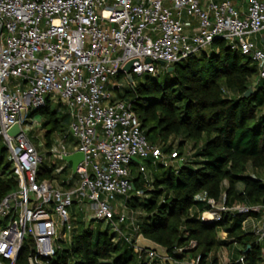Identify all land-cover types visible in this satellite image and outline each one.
Masks as SVG:
<instances>
[{
	"label": "built area",
	"instance_id": "1",
	"mask_svg": "<svg viewBox=\"0 0 264 264\" xmlns=\"http://www.w3.org/2000/svg\"><path fill=\"white\" fill-rule=\"evenodd\" d=\"M217 39L250 57L264 77V0H0V137L18 182L0 201V264H16L25 244L30 264H51L57 250L72 243L73 206L86 218L90 210L116 241L140 251L136 213L126 206L133 157L146 186L143 160L169 166L184 157L151 144L132 101L117 92L135 91L143 75L211 50ZM55 96L84 156L78 184L65 189L39 180L44 155L24 127L34 121L29 113ZM16 123L21 132L12 138L8 130ZM71 153L61 142L51 154L57 161ZM207 203L210 209L201 213L207 222L228 212L259 213L252 232L264 245L263 205ZM146 255L161 259L154 250Z\"/></svg>",
	"mask_w": 264,
	"mask_h": 264
},
{
	"label": "trees",
	"instance_id": "2",
	"mask_svg": "<svg viewBox=\"0 0 264 264\" xmlns=\"http://www.w3.org/2000/svg\"><path fill=\"white\" fill-rule=\"evenodd\" d=\"M173 70L145 74L135 91L120 89L117 97L130 99L147 140L162 151H176L184 160L166 166L143 160L150 175L148 186L132 166L134 189L126 206L136 213L140 234L164 246L171 260L184 263L187 254L198 264H220L216 251L226 245L220 231L240 245L230 264H264L263 243L243 229L259 213L228 212L219 221H203L210 209L208 198L225 204L264 206V77L254 61L217 39L211 50L174 64ZM253 93L245 97L246 91ZM58 106H64L59 103ZM65 107V106H64ZM59 113L50 98L29 117L43 119L45 148L51 149L55 134L63 133L69 114ZM58 164L38 171L39 180L59 178ZM251 170L253 171L251 173ZM77 174H72L75 178ZM71 178V179H73ZM71 186L72 180L61 182ZM12 163L0 157V201L17 188ZM240 186H242L240 188ZM72 243L58 249L51 264H157L124 241H116L104 222L86 218L72 208ZM192 243L194 244L193 246ZM182 249V251H180ZM27 244L16 264H30Z\"/></svg>",
	"mask_w": 264,
	"mask_h": 264
},
{
	"label": "crops",
	"instance_id": "3",
	"mask_svg": "<svg viewBox=\"0 0 264 264\" xmlns=\"http://www.w3.org/2000/svg\"><path fill=\"white\" fill-rule=\"evenodd\" d=\"M58 107L59 108H62L64 106H58ZM64 109H66V108L64 107ZM33 118H34V116H33ZM69 123H70V117H68V120L64 121V123H63L65 125L64 128L66 129V134L68 133L69 137L68 138L66 137L65 139H62V140L58 141L56 145H58L59 143L63 142L68 147L69 151L73 153V152L76 151L75 150V148H76V141H75L74 137L72 136V134L70 133ZM54 147L55 146H52L51 147V149H50L51 150V153H52ZM37 148H38V145H37ZM42 154L45 155V153H42ZM51 161H52L51 163H56V161H53V159ZM61 161H63V164L59 168L60 171H58V169L55 168L54 169V173L56 174V172H57V174H59L61 172V170H63V169L64 170L66 169V171L65 172H62L59 175V178H57V179L55 178V179L49 180V181H51L53 185H55L57 187H60V188H64V189L65 188H69V187L76 186L78 184L79 177H78V180H77L76 177L73 178L72 177V174H74L73 172H71L70 174H68V175L65 176V173L68 172V170H70V171L72 170V164H71V162H68L66 160H61ZM252 172L253 171L251 170V173ZM71 178H73V179H71ZM64 180H66L67 182H68V180H72V185L69 186V187L62 185L61 182L64 181ZM241 187L242 186H240V188ZM220 202H225V193H223V195L221 196ZM259 221H261L260 216H251L248 219H246V221L244 222L243 229L245 231L252 232V229H253L254 225L256 223H258ZM219 235H220V237L222 239H226L228 243L226 245H224V246H221L215 253L218 256V259H219V263L220 264H230L231 261L232 260H235L237 258V256L239 255L240 245L237 244L236 242H233L232 239H228L227 238V233L225 231H223V230L220 231V234ZM187 255L188 256L185 259V261H184L183 264H191V261L193 260L191 253H188Z\"/></svg>",
	"mask_w": 264,
	"mask_h": 264
},
{
	"label": "rangeland",
	"instance_id": "4",
	"mask_svg": "<svg viewBox=\"0 0 264 264\" xmlns=\"http://www.w3.org/2000/svg\"><path fill=\"white\" fill-rule=\"evenodd\" d=\"M162 71L165 72V70H162ZM51 100H52L54 109H56L59 113H63L64 107H62V108L58 107L59 103L61 102L60 101V97L59 96H55V97H53V99L51 98ZM23 113H25V111H23ZM24 127H25L26 131L30 134L31 140L36 144V146L38 145V150L40 152H42V153H45V155H44V166H45V168L46 169L50 168L51 167V162H52L51 161L52 160V154H51V150L50 149H46L45 145H44V143H45V140H44V137H43L44 136V129H43V119L41 118V115L40 114H36L34 116V121L25 124ZM53 139H54V142H53L52 146L56 147L57 146L56 145L57 142L62 140V139H65V137L63 136V133H61V134L58 133V134H55ZM2 156H4L5 160H7V157L9 159L8 150H7L4 138L0 137V157H2ZM56 162L58 164L57 169H58V171H60L59 168L63 164V161L57 160ZM132 167H134V165ZM71 172H72V170L71 171L68 170V172L65 173V176L70 174ZM76 178L78 180V175L76 176ZM124 205H125L124 200L123 199H119L118 206L122 207ZM73 207L76 208V206H73ZM91 214H92V212L90 210H86V215L89 216L88 218H92ZM95 222H97V221H95ZM157 264H164L163 260L160 259V261L157 262Z\"/></svg>",
	"mask_w": 264,
	"mask_h": 264
},
{
	"label": "water",
	"instance_id": "5",
	"mask_svg": "<svg viewBox=\"0 0 264 264\" xmlns=\"http://www.w3.org/2000/svg\"><path fill=\"white\" fill-rule=\"evenodd\" d=\"M134 61L131 60L129 61L124 69L127 71H130L132 68ZM162 66L165 65L163 61L160 62ZM169 70H173V67H170ZM253 93V89L249 88L246 93L244 94L245 97H249ZM21 132V127L19 123L14 124L9 130L8 134L14 138L16 137L19 133ZM84 156L83 153L80 151H75L67 156L64 157V160L71 162L72 164V172L75 174L77 172L78 165L80 162L83 160ZM134 162H139L137 157H133ZM137 245L139 247L140 252H143L144 250H154L158 253V255L161 257L163 260L164 264H174V261L170 259L168 250L166 247L158 244L157 242L148 239L145 237L143 234H140L137 238ZM183 264V263H182Z\"/></svg>",
	"mask_w": 264,
	"mask_h": 264
}]
</instances>
